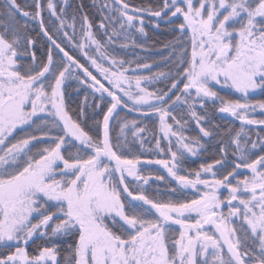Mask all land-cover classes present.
<instances>
[{"label": "snow or ice", "instance_id": "1", "mask_svg": "<svg viewBox=\"0 0 264 264\" xmlns=\"http://www.w3.org/2000/svg\"><path fill=\"white\" fill-rule=\"evenodd\" d=\"M67 7L68 0H26L23 7L6 0L0 13V264H60L55 239L65 236L73 241L65 264H264V154L252 158L254 149L264 153V136L257 132L252 140L245 127L264 128V118L256 116L257 109L264 116V100H249L256 90L264 92V0H162L156 9L104 0L100 22L82 13L79 33ZM45 12L52 18L47 24ZM146 15L177 33L162 46L167 71L151 72L157 61L140 63L109 51L118 39L127 41L121 48L147 51L135 39L148 36ZM174 18L182 20L175 24ZM29 19L39 25L36 36ZM40 35L48 45L38 58L33 49ZM64 41L107 86L65 50ZM73 68L84 75L80 83L111 98L95 134L65 106L62 86ZM158 81L166 82L163 88L149 87ZM214 85L241 98L225 99ZM207 101H218L216 111L241 127L223 133L213 130L219 125L205 127ZM181 104L199 135H185L189 121L173 114ZM120 107L158 117L155 150L169 159L131 155L128 132L143 147L147 130L135 119L121 118L113 142L111 121ZM217 134L220 158L181 174L185 154L198 155L202 138ZM230 149L236 157L231 163ZM145 164L162 165L181 188L195 190L194 198H150L143 185L153 177L142 174ZM240 169L249 175L239 178ZM128 178L140 183L130 187ZM37 237L51 246H38L33 255L27 246Z\"/></svg>", "mask_w": 264, "mask_h": 264}, {"label": "trees", "instance_id": "2", "mask_svg": "<svg viewBox=\"0 0 264 264\" xmlns=\"http://www.w3.org/2000/svg\"><path fill=\"white\" fill-rule=\"evenodd\" d=\"M17 2L23 7L25 5L26 0H17ZM28 3L31 0H27ZM112 0H108V3H111ZM131 2L140 7H149L151 6L153 9L158 8L162 5V0H131ZM104 3V0H68L67 13L68 16L71 17L73 13L77 16V33L80 31V15L82 13H87L89 19L92 21L94 25L98 24L101 19V4ZM83 5L81 9L79 6ZM6 9V0H0V13L4 12ZM28 10V9H26ZM44 18L46 24L50 22V18L48 13H44ZM5 17L0 15V20H4ZM17 19L20 21L21 24L25 22V18L20 17L17 15ZM182 18L176 19L174 18L175 24H179ZM159 23V27H156L155 24ZM69 23L71 20L69 19ZM28 30L31 32L33 36L39 32V25L36 21L31 19L27 22ZM145 29L148 33L147 38L140 36L139 34L136 35L135 39L137 43H145L147 47V51L142 50L138 47H128V48H121L120 45L122 43H126L123 39H118L116 44L109 48V51H112L118 58H124L127 60H138L140 63L157 61V63L153 66L150 70L151 72L156 71H167L168 67L161 61V57L168 56V50L163 49L162 46L164 43L171 41L177 33L170 31L169 25L163 20H155L154 18L149 17L148 15L145 16ZM69 31H71L69 29ZM98 34L102 32V30L98 28H94ZM79 38V37H78ZM102 38L103 37H99ZM48 41L47 38L43 35H40L38 38V42L33 50L36 51L37 57H43L47 50ZM63 46L65 47L66 51H69L71 55H73L76 59H78L82 64L89 68L90 71L93 72V67L91 64L86 60L82 54L73 47L72 44H68L67 41H64ZM54 55L57 59L62 56L61 53H57L54 50ZM174 59V58H173ZM27 61L30 62L31 57L26 58ZM135 67V65H132ZM170 66V65H169ZM174 70V69H173ZM143 74H149V70H144ZM97 76V75H96ZM84 79V75L82 71L73 68L72 75L69 76L63 87L64 92V103L69 111V114L73 116L74 119H78L82 126L85 127L86 130H89L91 134H95V122L103 120V114L107 110V106L111 103V98L104 94L103 98H101L100 93L94 92L88 84L80 83L81 80ZM166 82H155L154 85H150L149 87L154 88H163ZM221 96L225 99L236 100L240 99L241 95H238L233 90H226V89H219L214 88ZM249 100L252 102H256L259 100H264V92L258 90V92L254 95L249 96ZM219 107V102L213 103V101H207V112H208V120L209 122L205 124V127H212L213 125H219V129H213L218 133H223L226 128L231 127L233 130H238L241 127V123L235 122L228 118H225L219 114L216 109ZM196 110L200 114H204V111L200 109L199 105L197 104ZM81 112L83 114H81ZM188 109L186 106L181 104V106L174 112V115H177V118H180V114L184 113L183 119L188 120V126L185 131V135L188 136H197L199 135V130L193 120H189L187 115ZM257 118H264L260 114V110L257 109L256 113ZM121 118H126L128 120H137L139 122L140 127H145L147 130L143 133V138L145 143L143 147H141L139 140H133L131 136V132H128V141H129V148L131 155H141L142 159H169V156L163 153H159L155 150V137L160 136L158 131L159 127V120L156 116H143L140 113L131 112L129 109H125L123 107L118 108L117 112L114 114V117L111 121L112 124V136L113 142L115 143V138L119 134V125L122 122ZM171 122V121H169ZM249 132V136L252 140H256L257 136L256 133L259 132L261 136H264V128H259L257 126H245ZM21 133H17L20 135ZM38 134V133H36ZM123 139V138H121ZM175 138H173L174 141ZM221 139L219 134L214 135L211 138H202V143L204 144V149L201 150L198 155L192 156L190 154H185L183 161L181 162V174H187L189 171L194 169H199V166L203 163H211L213 159H218V142ZM226 140L227 137H224ZM41 147L45 146L43 144L40 145ZM161 146H167V140L161 139ZM250 147V145H249ZM70 151H74V149H69ZM173 150H176V146L173 143ZM233 149L229 150V162H234L236 157L232 155ZM254 155L252 158H255V155L264 154L260 151V148L252 150ZM131 158V156H130ZM148 165V164H145ZM143 166V165H142ZM230 170V168H229ZM141 172L148 173L152 175L153 178L149 181L147 185H143V189L145 190V194L148 195L150 198H156L161 201H167L169 199L173 201H183L185 199L194 198V191L186 190L181 188L176 181L168 176L167 170L163 168L162 165L150 164L149 168L141 167ZM163 176L165 179L163 181H159L155 179V176ZM245 174L240 173L239 178H243ZM248 175V174H247ZM140 183V182H139ZM137 184H134V181H130V187H136ZM176 189L175 192L172 189ZM226 194V193H225ZM178 234L179 226H173ZM72 238L71 237H57L55 239V243L59 247V256L58 259L60 264H65V258L68 256V245L71 244ZM38 246H51V244L46 243L43 239L37 237L34 241L30 242L28 247V251L30 254H36V250ZM2 250V249H0Z\"/></svg>", "mask_w": 264, "mask_h": 264}, {"label": "rangeland", "instance_id": "3", "mask_svg": "<svg viewBox=\"0 0 264 264\" xmlns=\"http://www.w3.org/2000/svg\"><path fill=\"white\" fill-rule=\"evenodd\" d=\"M92 67V66H91ZM93 69V71H94V73H96V75H97V78L98 79H100L101 80V82L102 83H105V86H107V82L106 81H104L103 80V78L99 75V73L94 69V68H92ZM181 87H182V85H181ZM214 88H219V89H226V90H233V91H235L234 89H231V88H228V87H221L220 85H214ZM259 90V89H258ZM258 90H256L254 93H251L250 95H254V94H256L257 92H258ZM236 92V91H235ZM237 93V92H236ZM238 95H241V94H239V93H237ZM149 166L150 165H143V166H141V167H143V168H149ZM160 166V165H159ZM140 170H141V168H140ZM240 171V173H242L243 172V174H245V175H249V172H248V170H245V169H240L239 170ZM142 174H144V175H149L148 173L146 174L145 172H143ZM152 176V175H151ZM153 177V176H152ZM129 179V181H132V179L131 178H128ZM133 182V181H132ZM139 182H136V181H134V184H138ZM186 190H191V191H194L195 192V190L194 189H191V188H188V189H186ZM203 190V189H202Z\"/></svg>", "mask_w": 264, "mask_h": 264}, {"label": "water", "instance_id": "4", "mask_svg": "<svg viewBox=\"0 0 264 264\" xmlns=\"http://www.w3.org/2000/svg\"><path fill=\"white\" fill-rule=\"evenodd\" d=\"M221 116L225 117V118H228L230 120H233L235 122H239L241 123L239 120H236L235 118L231 117L229 114H225V113H219Z\"/></svg>", "mask_w": 264, "mask_h": 264}]
</instances>
